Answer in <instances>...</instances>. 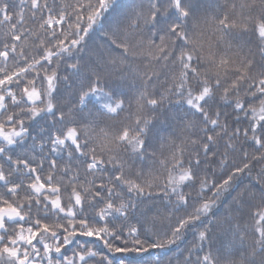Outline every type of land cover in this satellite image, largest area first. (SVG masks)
<instances>
[{
	"label": "snow or ice",
	"instance_id": "snow-or-ice-1",
	"mask_svg": "<svg viewBox=\"0 0 264 264\" xmlns=\"http://www.w3.org/2000/svg\"><path fill=\"white\" fill-rule=\"evenodd\" d=\"M0 264H264V0H0Z\"/></svg>",
	"mask_w": 264,
	"mask_h": 264
},
{
	"label": "trees",
	"instance_id": "trees-1",
	"mask_svg": "<svg viewBox=\"0 0 264 264\" xmlns=\"http://www.w3.org/2000/svg\"><path fill=\"white\" fill-rule=\"evenodd\" d=\"M122 3L127 4L129 0H121Z\"/></svg>",
	"mask_w": 264,
	"mask_h": 264
}]
</instances>
